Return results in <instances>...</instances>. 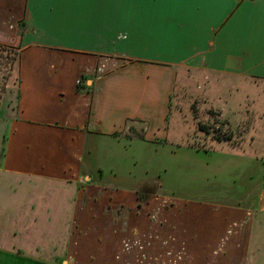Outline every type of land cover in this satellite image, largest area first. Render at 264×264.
Segmentation results:
<instances>
[{"label": "crops", "instance_id": "crops-1", "mask_svg": "<svg viewBox=\"0 0 264 264\" xmlns=\"http://www.w3.org/2000/svg\"><path fill=\"white\" fill-rule=\"evenodd\" d=\"M176 1L182 18L163 21L154 14L163 0H0V46L20 52L18 113L6 126L0 181L9 186V180L30 179L59 189L71 180L80 184L83 171H99L85 181H114L94 163L93 150L105 140L124 145L116 136L140 125L144 134L133 142L172 141L173 96L179 83L187 82L182 71L250 99L256 80H264V16L242 11L264 7V0ZM162 24L177 30L162 36ZM171 39L172 59L157 53ZM224 45H232L233 52L225 63L219 61ZM222 79L237 82L227 85ZM58 189L44 193L48 201L42 208L0 204V264H49L46 241L66 243L65 207L58 206L64 192ZM7 192L9 198L17 194L0 189V198ZM104 195L100 209L79 210L93 220L88 224L94 230L101 224L97 215L107 213L105 237L122 246L129 234L118 232L114 215L140 207V197L124 190ZM156 198L155 193L150 200ZM262 198L250 206L172 202V264L248 260L256 236L264 234V220L257 218L264 214ZM53 229L59 230L56 237ZM22 236L35 242L23 244Z\"/></svg>", "mask_w": 264, "mask_h": 264}, {"label": "rangeland", "instance_id": "rangeland-1", "mask_svg": "<svg viewBox=\"0 0 264 264\" xmlns=\"http://www.w3.org/2000/svg\"><path fill=\"white\" fill-rule=\"evenodd\" d=\"M172 1L177 3L176 0H163V5L159 10L155 9L154 14L163 21L180 20L183 11L178 3L170 7ZM242 13L264 16V7L261 4L247 7ZM213 16L211 20L215 18ZM170 27L167 29L162 24V36L170 29L171 35L172 31L176 32L177 28ZM164 43L157 53L172 59V39ZM222 53L219 61L225 63L226 56L233 55L232 45L229 48L224 45ZM184 76L187 82L185 85L184 81L179 83L172 100V141L133 142L144 134L145 126L140 125L116 136L124 145L117 146L109 140L97 144V150L91 154L95 158L93 161L104 169L105 177L114 181L84 180L90 173L99 176V171H83L80 184L74 185L71 180L59 189L30 179L9 180L8 186L1 179V190H16L17 193L16 196L10 193V198L8 192L6 197L2 196V207L45 206L48 200L43 198L51 188L64 192L58 206L65 207V231L62 230V234L66 243L56 245L54 238L46 241L49 264H172V202L250 206L264 195V80H256V87L251 89L247 100L243 92H236L232 87L231 90L229 86L213 89L204 84L208 80L200 79L195 73L182 71L181 79ZM18 81V56L0 46L1 162H5L2 150L7 145L6 126L18 113ZM209 81L213 82V79ZM222 82L232 83L228 79H222ZM236 82L233 80L232 84ZM233 148L236 152L232 155ZM111 190L136 192L143 201L140 207L136 205L126 213L118 210L120 216L114 215L118 232L129 234L122 246L105 237L107 213L103 215L101 210L102 213L97 215L101 224L94 230L88 224L93 220L88 222L87 213L79 210L81 206L100 209L104 206L105 192ZM155 193L158 198L153 202L150 197ZM58 202L55 199L49 201L53 206ZM145 202L149 205L142 207ZM73 210L76 217H73ZM74 218L78 221L77 228L72 225ZM257 218L263 221L264 214ZM58 231L53 229L51 233L56 237ZM5 240L9 242L10 239ZM22 240L23 244L35 242L32 238L25 240L24 236ZM13 242L19 244L16 239ZM253 242L248 260L232 264H264V234L256 236ZM126 250L128 252L121 253Z\"/></svg>", "mask_w": 264, "mask_h": 264}, {"label": "trees", "instance_id": "trees-1", "mask_svg": "<svg viewBox=\"0 0 264 264\" xmlns=\"http://www.w3.org/2000/svg\"><path fill=\"white\" fill-rule=\"evenodd\" d=\"M2 49H5V50H8V51H12L14 52L17 56H18V64H19V57H20V52L17 50V49H14V48H7V47H3L1 46ZM140 201H141V198H140ZM143 201H141L142 203Z\"/></svg>", "mask_w": 264, "mask_h": 264}]
</instances>
